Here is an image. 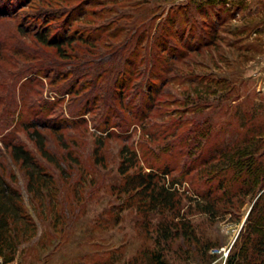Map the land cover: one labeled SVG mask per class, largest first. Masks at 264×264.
Returning a JSON list of instances; mask_svg holds the SVG:
<instances>
[{
  "label": "rangeland",
  "instance_id": "1",
  "mask_svg": "<svg viewBox=\"0 0 264 264\" xmlns=\"http://www.w3.org/2000/svg\"><path fill=\"white\" fill-rule=\"evenodd\" d=\"M43 23L56 38H85L64 45L68 58L49 57L54 50L36 36ZM262 24L264 0H0V165L37 228L13 264H147L153 252L170 264H225L255 198L210 219L187 177L175 185L174 214L146 212L120 191L119 151L133 150L145 172L166 166L165 182L181 179L214 142L238 138L244 123L261 127L264 152V41L253 38ZM207 127L206 145L188 154L180 134ZM9 142L52 177L43 201L26 192ZM161 222L196 240L157 244Z\"/></svg>",
  "mask_w": 264,
  "mask_h": 264
},
{
  "label": "trees",
  "instance_id": "2",
  "mask_svg": "<svg viewBox=\"0 0 264 264\" xmlns=\"http://www.w3.org/2000/svg\"><path fill=\"white\" fill-rule=\"evenodd\" d=\"M52 30V27L43 23L36 32L38 43L42 47L54 50V53L49 54L50 56L47 54L49 57L68 58L63 50L64 45L70 47L72 41L85 38L84 35L74 33L62 34L59 36L60 38H56L51 35ZM205 45L211 44L205 40ZM254 47L255 50V43ZM124 81L126 80L124 79ZM209 94L216 95V90ZM225 96V94L219 95V98L222 100L225 99ZM120 102V105L123 106L121 100ZM250 120L251 118L248 119L249 122ZM206 125L210 126L211 123L207 124L206 122ZM241 125L245 130L238 138L223 147L214 142L209 148L210 151L201 156V159L197 160L196 158L193 163L191 162L193 166L182 174L181 179L170 178L168 182H165V177L169 175L166 166L160 168L159 171L152 169L145 172L144 167L140 166L137 154L127 146H123L119 151L118 173L122 177L119 188L124 194L130 193L131 198L137 196L139 200L136 205H140L146 212L165 211L174 214L178 210L181 199V194L175 185L181 184L188 177L192 188L193 185L198 186L197 189H192L195 198L198 199L194 201L196 209L214 220L219 219L223 209L227 206L231 209L238 208L237 201L240 198L248 196L255 198L245 223L228 251L225 264H264V152H258L262 146L263 135L260 126L250 125L246 128L245 123ZM209 129L211 128L207 127V130L205 128L206 131L202 129L201 135L198 133L192 137L189 136L188 131H185L180 134V144L184 140L189 141L188 154L192 153L204 143L206 145ZM33 141L37 150L45 157L43 136L34 132ZM6 148L9 150L11 160L18 164L23 172L26 179L25 190L28 195L31 198L32 196L38 198L40 202L43 201L46 197L45 192L48 193L49 189L53 187L52 177L43 171L42 166L34 159L30 150L24 149L16 142H9L6 144ZM211 149H216L217 152L214 154ZM149 169L151 168L149 167ZM193 170L198 172L191 174ZM4 171L0 165V259L2 264H13L18 247L34 238L37 228L24 207L22 193L13 186L12 182L5 179ZM9 177L14 179L12 175ZM212 181L216 182L214 188L201 187L204 184L212 183ZM155 231L157 244L161 240L168 241L171 238L182 236L196 240L194 233L185 226L181 228L178 225L170 232V229L161 222L158 223ZM147 264L170 263L163 260L160 253L153 252Z\"/></svg>",
  "mask_w": 264,
  "mask_h": 264
},
{
  "label": "crops",
  "instance_id": "3",
  "mask_svg": "<svg viewBox=\"0 0 264 264\" xmlns=\"http://www.w3.org/2000/svg\"><path fill=\"white\" fill-rule=\"evenodd\" d=\"M253 38L256 40V41H259L258 39H262L264 41V26L262 24V26L260 27V30L256 33H253ZM258 38V39H256ZM253 39V41H254ZM255 43V42H254ZM260 43V41H259ZM262 45L264 46V43H262Z\"/></svg>",
  "mask_w": 264,
  "mask_h": 264
}]
</instances>
